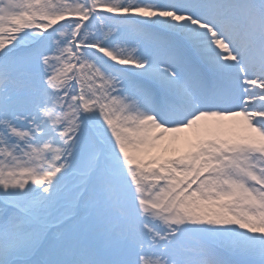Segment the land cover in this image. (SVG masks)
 <instances>
[{"label": "snow or ice", "instance_id": "obj_1", "mask_svg": "<svg viewBox=\"0 0 264 264\" xmlns=\"http://www.w3.org/2000/svg\"><path fill=\"white\" fill-rule=\"evenodd\" d=\"M0 264H264V0H0Z\"/></svg>", "mask_w": 264, "mask_h": 264}]
</instances>
